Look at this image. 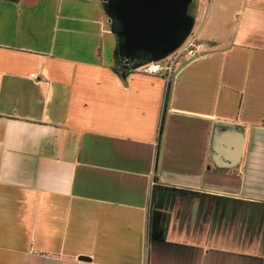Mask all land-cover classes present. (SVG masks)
Listing matches in <instances>:
<instances>
[{
  "label": "crops",
  "instance_id": "crops-1",
  "mask_svg": "<svg viewBox=\"0 0 264 264\" xmlns=\"http://www.w3.org/2000/svg\"><path fill=\"white\" fill-rule=\"evenodd\" d=\"M0 264H264V0H0Z\"/></svg>",
  "mask_w": 264,
  "mask_h": 264
},
{
  "label": "built area",
  "instance_id": "built-area-1",
  "mask_svg": "<svg viewBox=\"0 0 264 264\" xmlns=\"http://www.w3.org/2000/svg\"><path fill=\"white\" fill-rule=\"evenodd\" d=\"M207 53L206 43L198 41L194 38H189L187 42L178 50L164 60H154L150 62L144 69V72L151 75H157L158 77H164L169 82L176 69L181 57L189 55L191 58Z\"/></svg>",
  "mask_w": 264,
  "mask_h": 264
},
{
  "label": "trees",
  "instance_id": "trees-1",
  "mask_svg": "<svg viewBox=\"0 0 264 264\" xmlns=\"http://www.w3.org/2000/svg\"><path fill=\"white\" fill-rule=\"evenodd\" d=\"M118 70V69H116ZM169 99V86H168V91H167V98H166V101H168ZM161 189L163 190H167V191H170L172 193H186V194H199L200 192H195V191H191V190H187L186 188H178V187H174V186H170V185H161L160 186Z\"/></svg>",
  "mask_w": 264,
  "mask_h": 264
},
{
  "label": "water",
  "instance_id": "water-1",
  "mask_svg": "<svg viewBox=\"0 0 264 264\" xmlns=\"http://www.w3.org/2000/svg\"><path fill=\"white\" fill-rule=\"evenodd\" d=\"M82 259H84V260H89L86 256H82Z\"/></svg>",
  "mask_w": 264,
  "mask_h": 264
}]
</instances>
